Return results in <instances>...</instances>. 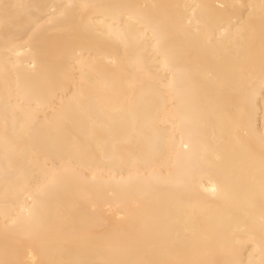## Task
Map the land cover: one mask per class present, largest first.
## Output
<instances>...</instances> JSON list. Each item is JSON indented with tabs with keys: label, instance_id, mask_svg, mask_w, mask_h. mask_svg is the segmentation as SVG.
I'll return each instance as SVG.
<instances>
[{
	"label": "snow or ice",
	"instance_id": "1",
	"mask_svg": "<svg viewBox=\"0 0 264 264\" xmlns=\"http://www.w3.org/2000/svg\"><path fill=\"white\" fill-rule=\"evenodd\" d=\"M264 0H0V264H264Z\"/></svg>",
	"mask_w": 264,
	"mask_h": 264
},
{
	"label": "bare ground",
	"instance_id": "2",
	"mask_svg": "<svg viewBox=\"0 0 264 264\" xmlns=\"http://www.w3.org/2000/svg\"><path fill=\"white\" fill-rule=\"evenodd\" d=\"M27 2L34 3H79L85 2V0H27ZM140 2H152V0H140ZM180 2H185V0H180ZM187 2H200V0H187ZM210 2H218V0H210ZM232 2L239 3L240 0H232ZM253 103L258 112L264 114V98L259 96V93L254 97Z\"/></svg>",
	"mask_w": 264,
	"mask_h": 264
}]
</instances>
